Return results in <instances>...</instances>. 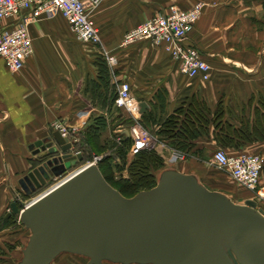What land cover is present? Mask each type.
Segmentation results:
<instances>
[{"label":"crops","instance_id":"1","mask_svg":"<svg viewBox=\"0 0 264 264\" xmlns=\"http://www.w3.org/2000/svg\"><path fill=\"white\" fill-rule=\"evenodd\" d=\"M198 2L203 4L202 13L187 42L196 46L211 64L210 80L183 73L171 54L148 40L123 46V36L128 30L167 5L186 9ZM91 16L100 32V44L82 42L63 23V31L59 33L56 30L61 22L40 20L30 25L33 53L22 70H9L0 57V217L18 195L27 193L21 179L36 167L32 164L42 153H36L37 147L31 148V145L56 131L52 127L54 122L64 121L86 131L92 116L107 114L92 102L90 88L91 81L98 79L96 60L105 51L118 60L111 67L118 72L113 75V82L127 79L139 104L134 112L114 105V114L121 113L124 117L126 112L133 122L134 115L141 113L142 102L148 103L149 110L153 109L150 99L158 92L167 93L165 111L158 110L165 118L199 97L212 112L218 106L226 114L230 110L237 124L243 108L253 120L254 109L261 107L264 0H103ZM126 129L121 127L118 131ZM213 132L211 125L210 138L200 137L196 148L217 144ZM253 140L239 148L227 149L231 154L257 151L264 160V139ZM166 145L158 150L163 157L173 149ZM172 165L182 172H192L184 169L186 164L182 161ZM195 174L203 181L199 173ZM260 183L264 185V171ZM243 193L245 200L251 197L248 190Z\"/></svg>","mask_w":264,"mask_h":264},{"label":"water","instance_id":"2","mask_svg":"<svg viewBox=\"0 0 264 264\" xmlns=\"http://www.w3.org/2000/svg\"><path fill=\"white\" fill-rule=\"evenodd\" d=\"M148 106L142 102L141 113ZM35 146L42 161L21 179L27 193L82 159L59 130ZM12 207L31 232L17 264H51L64 252L85 256L88 264H264V208L258 201L236 202L176 167L162 170L154 187L128 197L98 164H88L22 209L16 202Z\"/></svg>","mask_w":264,"mask_h":264},{"label":"built area","instance_id":"3","mask_svg":"<svg viewBox=\"0 0 264 264\" xmlns=\"http://www.w3.org/2000/svg\"><path fill=\"white\" fill-rule=\"evenodd\" d=\"M102 1L0 0V57L9 70L13 72L22 70L26 59L33 53V37L30 25L39 18L52 16L58 11L66 18L79 40L84 43L100 44V32L91 14ZM202 9L203 4L201 2L186 9L171 4L128 30L123 36V46L148 40L154 45L162 46L171 54L179 63V68L183 73L192 78L208 81L211 78V64L196 46L187 42ZM104 56L111 67L116 66L118 60L115 55L105 51ZM114 105L118 108L127 109L129 112H134L136 107L139 108L138 102L132 95L131 83L127 79L117 82V95ZM134 116L135 121L127 128L132 138L129 153L135 156L140 151L149 149L152 143H155L154 148L157 151L159 147L166 148V143L155 138L143 125L141 113ZM53 127L72 142L70 134L76 132V127L64 121L54 122ZM73 141L78 140L73 138ZM69 151L74 155L79 154V151L74 149L73 144ZM187 157L185 151L176 148L171 149L169 154L164 156L167 165H172ZM95 162L96 160L88 164ZM212 162L217 168L227 171L233 180L251 191V199L257 200L258 203L264 202V185L260 183L264 160L259 153L242 151L237 154H229L220 148L213 153ZM72 174L66 177L63 174L57 176L60 181L54 186L62 183Z\"/></svg>","mask_w":264,"mask_h":264},{"label":"trees","instance_id":"4","mask_svg":"<svg viewBox=\"0 0 264 264\" xmlns=\"http://www.w3.org/2000/svg\"><path fill=\"white\" fill-rule=\"evenodd\" d=\"M170 5H167L164 9ZM96 63L98 66V79L91 81V99L95 105L100 106L107 114L101 113L92 117V121L87 127L89 136L86 144L80 150L83 160H86L85 153L88 154L89 149L100 148L106 150L107 148H112L113 150L114 148V153L119 159L115 163V167L122 173L126 169L127 154L132 144V139L131 137L126 138L125 132H117L114 135L105 136L111 126L109 115L114 114L113 107L117 95V83L113 82L112 78L118 72L116 68H111L105 56L98 57ZM165 94L167 93L158 92L150 99L153 109H148L142 114L141 122L146 128L152 127L159 140L165 141L173 148L185 151L188 157L195 155L197 158H201V156H204L205 147L196 148V141L202 136L210 138L211 125H213L214 130L213 138L221 147L236 149L246 142H253L254 138L264 139V97L260 98L261 107L254 109L253 120L247 117L246 109L243 108V113L238 115L239 123L237 124L233 122L234 119L230 110L226 114L225 109L218 106L212 112L205 100L200 97L192 99L186 106L176 108L172 114L165 118L158 113V110L163 113L166 109ZM111 119L122 123L128 122V120H124L121 113L114 114ZM156 126L158 127L157 129L155 128ZM113 131L115 132V130ZM118 135L120 138L119 142L116 140ZM111 158L109 155L105 159L103 158L98 166L106 180L125 196H133L141 190L154 187L160 172L167 165L165 158L155 148L144 149L134 156L128 166V176L125 177L115 174L114 166L110 162ZM66 172L67 170L62 174ZM202 183L204 182L202 181ZM14 222L13 214L11 216H8V214L1 216L0 231L12 227Z\"/></svg>","mask_w":264,"mask_h":264},{"label":"rangeland","instance_id":"5","mask_svg":"<svg viewBox=\"0 0 264 264\" xmlns=\"http://www.w3.org/2000/svg\"><path fill=\"white\" fill-rule=\"evenodd\" d=\"M92 19H93V17H92ZM40 20L41 21L61 22V24H59V29H57L56 31H58L59 33H61L63 31V29H62V23H63L65 25H67L70 32L72 34H74V32L72 31V29H71L69 23L67 22L66 18L59 11L55 12L52 16H43V17L39 18V20H37L36 22H38ZM33 23H35V22H33ZM57 36L61 37L62 35L57 34ZM74 36H75V34H74ZM92 109H93V107H92ZM93 112H95V111L93 110ZM92 115H94V114H92ZM112 116H114V114L109 115V118L111 120V126H110L109 130H107V132L105 133V136H107V137L110 135H114L117 132H120L118 130H120L121 127L129 128L130 125L133 123L130 114H128L126 112L124 113V120H128V122H126V123H122V122L117 121V120L112 121V119H111ZM234 119H236V118H234ZM121 123H122V126H121ZM113 130H115V132ZM148 130L151 132V134L155 138H157V135L153 131L152 127H148ZM88 136L89 135H87V130L84 131V130L79 129V128L76 129V132L74 134L73 133L70 134V140L72 141L71 143L74 145V149L76 151H79L80 154H82L80 148H82V146L86 144V140H87ZM73 138L77 139L78 141L74 142ZM126 138H129V137L126 136ZM119 139H120L119 135L116 136V140L118 142L120 141ZM157 139H159V137ZM154 147H155V143H152V146L149 149H154ZM204 147H205L206 151L204 152L203 157L201 156V158H192L189 156V157L185 158L184 160H182V162L186 164L184 169L187 171L199 173L201 179L204 181V183L210 189L224 191L232 199H234V201L239 202V203H244L246 200H245V196H244L243 192H246L248 189H246L240 183L233 180L231 177L228 176L229 174L227 171H225V170L223 171V170L217 168L212 162L213 153L218 148H223L227 152H230V151L223 146L222 147L219 146L218 144H215L213 146L204 145ZM85 154L87 157L86 160H83V158H82L81 160L77 159L76 161L72 160V161L68 162V164H71V166L67 169V172L65 174H63V175H65L64 177L69 176L70 174L77 171L78 169L86 166L91 161L96 160L95 163L99 164L103 160V158L105 159L108 155L112 157L110 162H112V164L114 166L113 170L115 171V174L117 176L122 175V176L126 177V176H128V166L134 158V156H132L128 151L126 167H125L126 169H124V171L121 173V172H119L118 168L115 167V165H116L115 163L117 161H119V159L117 158L116 154L114 153V148H113V150H112V148H107L106 150H102L100 148H92L91 150L89 149L88 154L87 153H85ZM41 161L42 160L39 157L37 162L32 164V165L37 166V165H39V163ZM172 166L176 167V165H172ZM170 167H171L170 165H166V168H170ZM59 181L60 180L57 176H56V178L52 177L39 190L36 189L37 191L31 192V193H26V194H24L22 192L21 195L17 196V198L14 200V202L17 203V206L19 207V209H22L23 206L32 202L40 194H42L45 191H47L48 189L52 188ZM249 192L251 193V191H249ZM250 195H252V193ZM128 197H131V196H128ZM247 197H248V195H247ZM259 206L264 207V202H259ZM5 214H10L9 216H11L13 214L14 218H15V222H14L12 227L0 231V263L1 264H17L23 255L22 249L26 246L31 232L28 229H26L24 224L20 221L19 214L15 213L13 211L12 204L6 206L4 213H2L1 216L5 215ZM88 261H89V259L85 256L65 252V253L60 254L58 257H56L55 260L52 262V264H88ZM105 264H114V263L105 262Z\"/></svg>","mask_w":264,"mask_h":264}]
</instances>
